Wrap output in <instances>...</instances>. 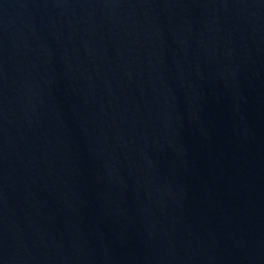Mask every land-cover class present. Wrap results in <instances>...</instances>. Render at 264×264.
Masks as SVG:
<instances>
[{"label": "water", "instance_id": "water-1", "mask_svg": "<svg viewBox=\"0 0 264 264\" xmlns=\"http://www.w3.org/2000/svg\"><path fill=\"white\" fill-rule=\"evenodd\" d=\"M0 264H264V0H0Z\"/></svg>", "mask_w": 264, "mask_h": 264}]
</instances>
